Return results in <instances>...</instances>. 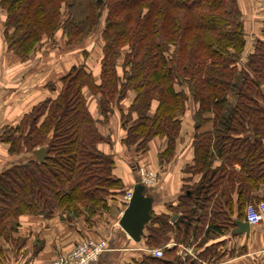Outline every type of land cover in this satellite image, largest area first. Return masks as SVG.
Wrapping results in <instances>:
<instances>
[{
    "label": "trees",
    "instance_id": "obj_1",
    "mask_svg": "<svg viewBox=\"0 0 264 264\" xmlns=\"http://www.w3.org/2000/svg\"><path fill=\"white\" fill-rule=\"evenodd\" d=\"M71 6L70 0H0L7 50L22 60L43 37L57 32L66 45L80 43L105 12L97 79L85 64L72 66L59 79L57 97L23 117L20 125L29 122L22 131L20 125L2 131L9 155L24 152L30 158L0 173V236L14 232L22 215L50 217L61 210L92 216L107 210L109 196L123 193L122 181L113 175V157L98 150L107 139L89 113L88 95L97 98L104 121L116 107L121 143L135 155L147 151L153 138H165L159 164L172 156L179 117L192 99L194 163L185 171L200 179L183 187L175 207L152 214L142 241L147 249L163 248L171 238L176 246L193 247L208 243L211 230L223 236L232 226L230 192L237 187L247 202L264 186V41H256L239 69L245 35L238 0H98L95 14L85 18L86 30L72 18ZM129 93L134 97L123 112L119 104ZM153 101L157 105L150 114ZM207 124L210 131L197 132ZM38 148L47 151L42 164L33 156ZM211 151L222 161L217 168ZM179 214L183 228L171 223ZM176 246L162 249L160 259L144 255L131 264H203L220 257L208 248L205 256L182 260Z\"/></svg>",
    "mask_w": 264,
    "mask_h": 264
},
{
    "label": "crops",
    "instance_id": "obj_2",
    "mask_svg": "<svg viewBox=\"0 0 264 264\" xmlns=\"http://www.w3.org/2000/svg\"><path fill=\"white\" fill-rule=\"evenodd\" d=\"M238 6L242 14L244 25L245 49L247 55L253 51L254 46H248L249 43L255 44L256 41H264V0H238ZM3 23V24H2ZM4 22L0 20V135L1 130L17 126L24 116L45 100H53L57 97L60 90L59 79L64 76L72 66L86 64L83 60L81 63H69L68 67L59 74L57 69L62 67V63L68 59L54 58L47 61V66L20 64L7 50L4 44ZM40 57V56H38ZM78 59V58H77ZM76 59V61H77ZM98 66L92 68L93 76L96 78L99 74ZM15 61V62H14ZM17 62V63H16ZM50 74L51 78L43 82V75ZM97 79V78H96ZM131 100V99H130ZM87 107L89 113L96 121L101 122L98 125L99 134L106 138L105 144H100L98 150L105 155H110L114 160L113 175L122 181L125 190L132 188L140 179L133 166L145 164L152 169L159 168L162 170L161 177H158V183L154 188L148 190V194L154 199L152 207L153 215L165 214L168 207H175L181 196V191L185 186H191L197 183L200 175L197 177L187 173L185 168L193 165V148L192 141L195 130L193 124L186 122L182 125L180 139L177 142L174 155L169 164H159V153L165 149L163 140H153L148 144L144 156L135 155L132 148H125L121 143L124 138V132L120 128L119 113L112 109L108 120L104 121L98 110V100L90 95L87 96ZM130 105V101L127 106ZM192 113L195 107L192 103ZM127 107L119 105V109L125 112ZM211 124L198 130V133H204L211 130ZM213 159L212 167L220 166L222 162L216 152L211 151ZM27 153L9 155V146L0 140V173L10 165L25 162L29 159ZM217 162V165H215ZM220 163V164H219ZM234 170L238 172L239 166L235 165ZM238 188L230 192L231 199L229 210L232 226L223 236H217L218 232L211 230V240L204 244L193 247H187L194 251L196 255H203L209 248V251L215 250L219 259L216 261H207L203 264H264V219L256 226H249L248 234H235L232 231L235 226L233 222L244 221L245 206L251 201H264V186L250 194L249 200L244 202L238 196ZM244 202V203H243ZM214 200L211 201L213 205ZM107 213L114 214L124 210L122 195H112L107 199ZM103 213V212H102ZM104 215L106 212L103 213ZM178 216H181L180 214ZM241 217V218H240ZM80 219L68 220V218L55 212L50 217L40 215L26 216L22 215L18 219V225L15 232H12L10 240L0 244L2 251L0 264H31L51 260L56 256L69 251L75 243L87 236H93L107 241V249L100 255L98 260L93 264H130L132 261H139L145 255L146 249L143 241L134 244L122 232L120 228L104 231L102 228L87 229L82 228ZM180 224L179 228H183ZM215 225L216 221H215ZM193 226L199 227L195 222ZM104 227V228H103ZM105 233V234H104ZM175 244L173 238L168 242ZM178 244V243H177ZM182 244H179V247ZM182 247V246H181ZM63 251V252H62ZM182 250L177 248V252ZM214 255V254H213ZM210 260V259H209Z\"/></svg>",
    "mask_w": 264,
    "mask_h": 264
},
{
    "label": "rangeland",
    "instance_id": "obj_3",
    "mask_svg": "<svg viewBox=\"0 0 264 264\" xmlns=\"http://www.w3.org/2000/svg\"><path fill=\"white\" fill-rule=\"evenodd\" d=\"M96 1H98V0H70V2L72 4L71 9H70L72 18L74 20H76L77 22L83 23V26H82L83 30L84 29L86 30L87 27L84 25L88 23L85 21L86 20L85 18L88 15L90 17L91 14H95V12H94L95 9H94L93 5ZM104 14H105V12L102 13V17L98 21L95 30L92 33H90L88 37H85V35H83V37H85L86 39L83 38L85 40H83V39L79 40L80 43H74L70 46L66 45L65 38L60 34V32H57V33H54V35L50 38L43 37L41 39L40 43H38L36 46H34L32 51L28 54L26 60H22L21 58H18L14 54L12 57H14L16 59V61H18L20 64H25L26 66H28L29 64L34 66L38 62L39 65L44 66V67L47 66V63L49 61L54 60V58H56V57H60L59 59L71 58V61H70V59H68V63L67 62L62 63V67L60 69H57L58 70L57 72H59V74L62 72V70H64V67H68L70 65L69 63L77 62V64H79L83 60L86 64H88V65H86V67L90 71H92V68L94 69L95 67L98 66L97 60L100 57V49H101L100 33L103 29ZM5 15H6L5 11L0 8V20H1V22H4V24L6 22V16ZM5 43L6 42H5V38H4V44ZM6 46H7V44H6ZM248 46L250 48L254 45L249 43ZM252 52H250L248 55H247V53H244V52L242 53L240 60L238 62L239 69L243 68V66L246 63H248L247 62L248 57L252 54ZM38 56H40V57H38ZM76 59H77V61H76ZM122 63H123V57H121V59H119V62L117 63L118 69H120ZM43 77H44L43 82H45L46 80L48 81V78L50 80L51 75L47 73L46 75H43ZM133 97H134V95L132 93L127 94L125 100H123L119 105L123 106V107H125V106L127 107V104L129 103V101L131 103ZM188 100L189 101L186 103L184 113L179 117V119L181 121L180 122V131H179V134H178L176 141H175V144H174V151H175V148L177 147V142L180 139L179 137H180L182 125L185 124L186 122L189 123L190 119L192 118L191 113L193 111L191 109L192 108L191 103L193 101L191 98H189ZM230 102L232 105H234L235 98L233 96L230 98ZM156 105H157V102L153 101L152 105H151V109H150V114L154 111V108L156 107ZM113 110H115L117 112V109L115 106H113ZM34 115H35V113L34 114L32 113V116L30 117V119ZM210 117L215 118L213 113H211ZM27 121H28V119L25 120L22 125H20L21 123L19 122V124L17 126L12 127V129H15V127H17V129L19 127H21L20 131H22L23 128L26 126ZM191 121H192V119H191ZM129 123H131V122H129ZM192 124H193V121H192ZM11 133L13 134V136L15 138L17 137L16 133H14V132H11ZM1 134H2V130H1ZM153 140H163L165 142V146H166L167 142H166V139L163 137L153 138L150 142H152ZM127 149H129V148H127ZM174 151H173L172 156L174 155ZM145 153H146V151L144 153L142 151L140 153V155L144 156ZM172 156H170V158L165 160L162 164H169ZM142 165L144 168H146V170L149 171L147 177L150 179H153L154 181H157V183H158V180H159L158 177H161V175L163 173L162 170L159 168L152 169L149 166H146L145 164H142ZM142 165L140 164L139 166H142ZM215 165H217V162ZM133 167L136 169V167H138V165L133 166ZM215 168H217V167H215ZM239 170H240V168H239ZM128 190H129V188L126 190H125V187L123 188V190H122L123 193H121L122 197L128 192ZM249 203H251V202H249ZM102 212L103 213L106 212V214L104 215ZM58 213H61V215L68 218V220H74L75 221V219H77V218L80 219L79 223H81L80 227H82V228H84V227H86L87 229L102 228L101 226L103 224V226L105 227V228L103 227L104 231L106 230L105 232H107L108 230L119 228L118 222L121 218L122 212L116 211V213H114V214H112V213L109 214V213H107V211L102 210V211H99L98 213H94L92 216L86 215L85 213L81 214L79 216H73L72 214H67V213L61 212V210L58 211ZM26 216H33V215L26 214ZM11 234H12V232L9 233V236H6V235L0 236V244L3 242H8L10 240ZM84 239H86V240L90 239V240H94V241H98V242H103V240H104V238L102 240L100 238H95L93 236H87ZM79 242H81V240H79L77 243H75V245H73V247L69 251L62 253V254L56 256L55 258H57L61 255H66V254L71 253L74 249H76V246L79 245L78 244ZM104 242H106V244H107V241L104 240ZM175 244H176V242H175ZM180 244H182V243H180ZM181 246L184 247L183 245H181ZM153 249H159V248H153ZM191 252H192V254H194L193 250H191ZM145 255H147V253H145ZM0 256H2V255L0 254ZM55 258H52L51 260H47V261H42L41 263L44 264V263L52 262ZM73 258H75V259H73V263H75L77 258L76 257H73ZM141 260H142V258L139 259V261H141ZM37 263H40V262L38 261Z\"/></svg>",
    "mask_w": 264,
    "mask_h": 264
},
{
    "label": "built area",
    "instance_id": "obj_4",
    "mask_svg": "<svg viewBox=\"0 0 264 264\" xmlns=\"http://www.w3.org/2000/svg\"><path fill=\"white\" fill-rule=\"evenodd\" d=\"M138 177L140 178V183L150 188H154L157 185V181H154L153 179H150L147 177L149 171L146 170V168L142 166L137 167L136 169ZM132 189L128 190V192L122 197V202L124 206V210L131 198L132 195ZM123 210V211H124ZM122 211V213H123ZM121 213V215H122ZM244 220L249 226H256L258 225L263 219H264V201H256L248 203L245 206L244 209ZM79 245L76 246V249H74L71 253L66 255H61L57 258H55L52 262L44 263V264H93L98 260L100 255L107 249L106 242H98L94 240H86L83 239L81 242L78 243ZM176 244L173 243H167L165 247L159 248V249H145L144 252L147 253V255L160 259L162 257V249H170L174 248ZM176 248L182 250L180 253L177 252V254L184 260L185 256H189L191 259H196L194 257V254H192L191 250L189 248L185 247H179L176 246ZM73 257H76V262L73 263ZM32 264H43V263H32Z\"/></svg>",
    "mask_w": 264,
    "mask_h": 264
},
{
    "label": "water",
    "instance_id": "obj_5",
    "mask_svg": "<svg viewBox=\"0 0 264 264\" xmlns=\"http://www.w3.org/2000/svg\"><path fill=\"white\" fill-rule=\"evenodd\" d=\"M46 153L47 151L44 148H38L33 151V156L39 164H42L47 159ZM131 193V198L121 215L118 226L131 243L139 244L145 235V227L152 219L154 199L148 194V189L139 180L132 187ZM171 219L177 227L180 223H183L184 217L173 215ZM233 225L235 228L232 231V235L248 234L249 225L245 220L243 222L235 221Z\"/></svg>",
    "mask_w": 264,
    "mask_h": 264
}]
</instances>
